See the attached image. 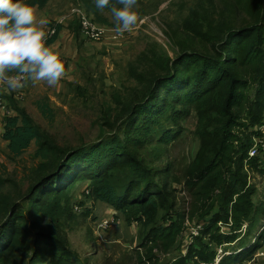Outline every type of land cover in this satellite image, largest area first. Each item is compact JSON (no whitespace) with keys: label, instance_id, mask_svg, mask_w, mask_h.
Listing matches in <instances>:
<instances>
[{"label":"trees","instance_id":"obj_1","mask_svg":"<svg viewBox=\"0 0 264 264\" xmlns=\"http://www.w3.org/2000/svg\"><path fill=\"white\" fill-rule=\"evenodd\" d=\"M49 1L24 0L40 9ZM84 1L95 14L100 13L95 2ZM260 7H264V0ZM97 19L108 22L99 15ZM258 21L262 23L231 28L227 33L220 30L215 37L210 34L209 39L214 41L207 53L178 55L164 74L150 82L134 105L121 116L105 118L110 124L109 132L99 141L66 148L44 133L25 108L16 107V116H6L3 139L8 142L10 155L19 157L36 143L39 163L29 190L26 195L18 194V201L8 194V180L0 178V264H43L48 258V264H88L77 263L74 257L78 254L70 252L67 241L46 229L47 223L62 226L66 219L77 218L73 203L77 182H86L84 196L112 206L117 212L116 220L121 215L129 227L138 225V264L146 260L151 264H210L216 258L215 248L225 243L223 250L230 251V242L239 238L219 230L218 223L229 224L230 219L236 230L246 223L249 231L236 246L241 249L251 244L264 219V200L256 199L258 188L249 180V171L258 172L264 179V147L259 144L257 154H249L256 144L254 137L264 136L255 130L264 124V20ZM55 26L56 33L48 38L47 46L60 34L62 26L50 25ZM206 92H211L217 103L216 114L212 124L197 130L202 143L185 166L182 179L170 169V163L166 169L155 170L130 148L131 141L139 137V128L163 127V143L177 137L182 127L178 125L172 131L161 120L177 119L182 111L185 117L187 110L177 111L169 99L183 106L194 105ZM174 180L189 191L188 211L176 208ZM189 212L201 225L197 235L191 234L196 237L192 247L184 257L160 263L163 253L180 254L185 240L184 217ZM213 230L219 232L213 234ZM261 240L264 227L251 247H257ZM126 242L132 243L130 239ZM244 252L247 254L249 249L232 254L235 261L223 259L219 264H240Z\"/></svg>","mask_w":264,"mask_h":264},{"label":"rangeland","instance_id":"obj_2","mask_svg":"<svg viewBox=\"0 0 264 264\" xmlns=\"http://www.w3.org/2000/svg\"><path fill=\"white\" fill-rule=\"evenodd\" d=\"M261 1L137 0L134 9L138 16L137 24L131 32L122 35L117 33L109 9L99 10L101 14L98 15L108 21L102 23L84 0H50L46 7L36 9L37 28H42L47 33L51 24L62 26L58 38L49 47L66 63L67 69L65 76L51 86L46 81L33 82L25 76L24 86L13 90L0 81V178L8 180V194L16 201L20 199L17 198L18 194L26 195L39 163L35 155L38 147L36 143L21 156L12 157L8 142L3 139L5 118L16 116V107L25 108L41 130L61 146L73 148L99 141L101 135L106 136L105 133L109 132L110 124L105 118L121 116L128 106L134 105L150 82L164 74L166 66L172 65L178 55L184 52H209L211 42L214 41L213 38L209 39L210 34L215 37L223 30L227 33L231 28L261 24L262 21H258L264 20ZM79 11L85 12L98 26L104 28L102 38H91L82 31ZM41 19L46 21L43 26L39 24ZM222 26L224 27L221 28ZM250 95L252 96V92ZM12 98L15 99L14 102ZM169 101H172L177 111L184 108L187 112L185 117H182V111L177 119L162 118L161 122L172 131H176L180 125L181 133L163 143V127L154 125L152 129L139 128L136 131V136L139 137L134 138L129 145L148 166L155 170L166 169L170 163V169L182 179L185 166L196 155L202 143L197 130L212 124L217 103L211 92H206L194 105L183 106L180 101ZM108 110L111 113L108 114ZM255 130H260L264 135V124ZM254 139L256 144L249 151L250 156L257 154L256 149L260 145L264 147V136L257 134ZM252 151L255 152L254 155L251 154ZM246 169H250L248 164ZM249 180L258 188L256 199L259 197L264 200L263 177L258 172L249 171ZM85 183L77 182L73 190L77 218L66 219L62 226L47 223L46 229L67 241L70 252L78 254L74 257L77 263L123 264L128 261L127 264H138V225L129 227L120 214V219L116 220L117 212L112 206L84 196L82 193L87 186ZM174 186L177 188L176 208L188 211L191 200L189 191L183 183L175 180ZM78 201H82L81 205ZM194 221L190 212L185 215L186 230L184 229L182 236L185 240L181 243L180 254H174L173 251L163 253L160 255V263L187 254L196 238L191 236L192 230L197 235L200 231L198 226L201 227ZM229 222H219V230L228 237L236 235L239 238L230 242L233 247L230 251L223 250L227 245L225 243L215 248L216 258L210 264H219L223 259L235 261L231 258L232 254L246 248L249 252H244L240 264H264V256L258 254L264 252V240L257 247H251L255 237L263 231L264 219L258 224L251 244L248 243L241 249L236 245L249 234L247 224L236 230L231 219ZM212 232L215 234L219 231ZM133 238L136 240L133 241ZM128 239L132 241L131 245L126 242ZM43 249H47L46 246ZM140 251L145 253V249ZM155 252L158 254L157 250ZM49 261L48 258V262L44 260L42 263L48 264ZM145 262L151 264L148 260Z\"/></svg>","mask_w":264,"mask_h":264},{"label":"clouds","instance_id":"obj_3","mask_svg":"<svg viewBox=\"0 0 264 264\" xmlns=\"http://www.w3.org/2000/svg\"><path fill=\"white\" fill-rule=\"evenodd\" d=\"M94 2L97 9L110 10L117 33L131 32L137 24V0H116L120 7L112 0ZM36 24L35 9L24 0H0V81L13 90L24 86L25 76L51 86L66 74L63 61L47 46L51 36L47 38V33ZM39 24L43 26L46 21L41 19ZM12 72L16 75H9Z\"/></svg>","mask_w":264,"mask_h":264},{"label":"built area","instance_id":"obj_4","mask_svg":"<svg viewBox=\"0 0 264 264\" xmlns=\"http://www.w3.org/2000/svg\"><path fill=\"white\" fill-rule=\"evenodd\" d=\"M80 13V16H81V27H82V31L90 36L91 38H94V39H100L103 37V34H104V28L98 26L95 21L91 20L87 14L84 12H81L79 11ZM56 33V26L55 27H51L48 32H47V35L49 36H52ZM48 38V37H47ZM254 150V149H253ZM257 150V149H256ZM252 155L255 154V152H251ZM104 222H109V221H104ZM200 228V226H198ZM192 234H195L194 233V229L192 230ZM260 255H264V253H260Z\"/></svg>","mask_w":264,"mask_h":264},{"label":"crops","instance_id":"obj_5","mask_svg":"<svg viewBox=\"0 0 264 264\" xmlns=\"http://www.w3.org/2000/svg\"><path fill=\"white\" fill-rule=\"evenodd\" d=\"M38 9V7H35V10ZM264 253V252H263ZM260 256H264V255H260Z\"/></svg>","mask_w":264,"mask_h":264}]
</instances>
